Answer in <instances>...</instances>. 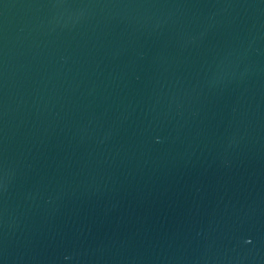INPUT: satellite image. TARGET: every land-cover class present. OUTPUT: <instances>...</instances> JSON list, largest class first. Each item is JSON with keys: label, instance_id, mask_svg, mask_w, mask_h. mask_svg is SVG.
I'll list each match as a JSON object with an SVG mask.
<instances>
[{"label": "water", "instance_id": "95a60500", "mask_svg": "<svg viewBox=\"0 0 264 264\" xmlns=\"http://www.w3.org/2000/svg\"><path fill=\"white\" fill-rule=\"evenodd\" d=\"M0 264H264V0H0Z\"/></svg>", "mask_w": 264, "mask_h": 264}, {"label": "snow or ice", "instance_id": "6c2138e0", "mask_svg": "<svg viewBox=\"0 0 264 264\" xmlns=\"http://www.w3.org/2000/svg\"><path fill=\"white\" fill-rule=\"evenodd\" d=\"M248 243H251V241L249 240Z\"/></svg>", "mask_w": 264, "mask_h": 264}]
</instances>
